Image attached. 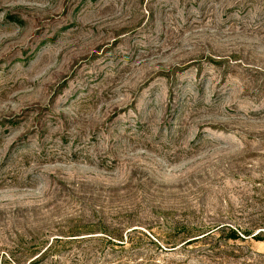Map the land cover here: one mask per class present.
<instances>
[{
	"label": "rangeland",
	"instance_id": "rangeland-1",
	"mask_svg": "<svg viewBox=\"0 0 264 264\" xmlns=\"http://www.w3.org/2000/svg\"><path fill=\"white\" fill-rule=\"evenodd\" d=\"M244 231L264 0H0V264H264Z\"/></svg>",
	"mask_w": 264,
	"mask_h": 264
},
{
	"label": "trees",
	"instance_id": "trees-1",
	"mask_svg": "<svg viewBox=\"0 0 264 264\" xmlns=\"http://www.w3.org/2000/svg\"><path fill=\"white\" fill-rule=\"evenodd\" d=\"M244 235H246V236H252L253 235V232H251V231H244ZM252 237L253 238H256L258 240H264V239H261L258 235H255V236H252ZM233 238L238 239V238H241V237L239 235H237V233L235 232V234L233 235ZM119 240L121 242L123 241V239H119ZM52 245H53V243L46 249V251L49 250Z\"/></svg>",
	"mask_w": 264,
	"mask_h": 264
}]
</instances>
